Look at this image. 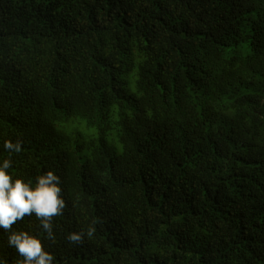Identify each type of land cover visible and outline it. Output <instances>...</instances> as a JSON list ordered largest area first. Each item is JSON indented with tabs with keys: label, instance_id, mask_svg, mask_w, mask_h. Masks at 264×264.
<instances>
[{
	"label": "trees",
	"instance_id": "trees-1",
	"mask_svg": "<svg viewBox=\"0 0 264 264\" xmlns=\"http://www.w3.org/2000/svg\"><path fill=\"white\" fill-rule=\"evenodd\" d=\"M8 157L60 178L54 242L12 226L53 264H264V0H0Z\"/></svg>",
	"mask_w": 264,
	"mask_h": 264
},
{
	"label": "clouds",
	"instance_id": "clouds-1",
	"mask_svg": "<svg viewBox=\"0 0 264 264\" xmlns=\"http://www.w3.org/2000/svg\"><path fill=\"white\" fill-rule=\"evenodd\" d=\"M9 153L21 151V141L4 140L2 145ZM13 167L10 157L0 159V229L5 230L7 244L22 257L17 264H53L55 256L45 250L42 239L28 231L12 230V226L25 216H34L40 222L44 239L53 240L52 217L62 214L65 200L61 195L60 178L54 171L38 175L35 182L14 177L9 169ZM69 241H78V232L67 235ZM0 264L5 260L0 258Z\"/></svg>",
	"mask_w": 264,
	"mask_h": 264
}]
</instances>
